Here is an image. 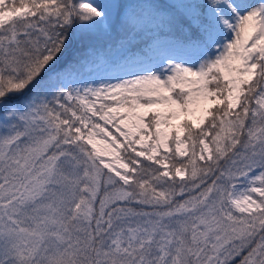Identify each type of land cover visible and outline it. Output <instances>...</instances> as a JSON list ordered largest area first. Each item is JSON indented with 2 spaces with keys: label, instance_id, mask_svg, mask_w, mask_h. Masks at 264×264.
<instances>
[{
  "label": "snow or ice",
  "instance_id": "1",
  "mask_svg": "<svg viewBox=\"0 0 264 264\" xmlns=\"http://www.w3.org/2000/svg\"><path fill=\"white\" fill-rule=\"evenodd\" d=\"M0 264H264V0H0Z\"/></svg>",
  "mask_w": 264,
  "mask_h": 264
},
{
  "label": "rangeland",
  "instance_id": "2",
  "mask_svg": "<svg viewBox=\"0 0 264 264\" xmlns=\"http://www.w3.org/2000/svg\"><path fill=\"white\" fill-rule=\"evenodd\" d=\"M87 41L100 49H104L107 46V41L102 36H99V35Z\"/></svg>",
  "mask_w": 264,
  "mask_h": 264
}]
</instances>
